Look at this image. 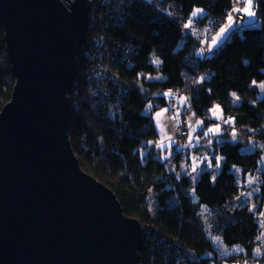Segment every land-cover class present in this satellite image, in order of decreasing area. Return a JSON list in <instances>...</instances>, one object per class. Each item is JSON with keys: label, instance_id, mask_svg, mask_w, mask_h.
<instances>
[{"label": "trees", "instance_id": "1", "mask_svg": "<svg viewBox=\"0 0 264 264\" xmlns=\"http://www.w3.org/2000/svg\"><path fill=\"white\" fill-rule=\"evenodd\" d=\"M172 2L179 6L184 18H190L195 9H203V15L195 19L206 24L215 17L224 18L235 0ZM254 3L259 25L234 30L205 59L177 23L139 0L127 8L121 25L90 29L89 34L95 32L106 40L132 43L137 48L133 64L121 67L116 76L117 87L112 89L123 88L126 92L119 112L110 113L96 98L89 97L96 84L95 76L85 75L84 49L78 57L69 124L72 148L82 168L114 192L127 216L152 227L165 239H174L188 264H264V253L255 255L259 233L255 212L243 203L232 170L236 166L242 175L257 171L263 149L258 145L247 149L251 140L247 138H241L244 144H218V137L232 134H215L210 147L200 143L195 149L205 151L213 161L221 157L218 170L216 174L202 170L196 182L191 174L170 171L161 153L149 151L150 140L158 136L154 114L169 107L167 92L187 95L205 127L214 123L211 109L218 105L225 119L251 130L256 140L264 141V92L261 94L257 84L264 83V0ZM5 46L0 22V99L7 103L15 79ZM206 68L211 69L212 75L198 81L197 75ZM156 73L157 78H145ZM138 82L150 93H141L136 88ZM148 105L151 110L146 112ZM179 155L176 152L174 158L178 160ZM151 196L156 204L154 213L149 205ZM261 197L264 200V171ZM203 206L211 212V232L228 248L240 247L242 251L226 254L215 246L200 216ZM187 252L195 254L194 263L189 261ZM140 257H145V247Z\"/></svg>", "mask_w": 264, "mask_h": 264}, {"label": "water", "instance_id": "2", "mask_svg": "<svg viewBox=\"0 0 264 264\" xmlns=\"http://www.w3.org/2000/svg\"><path fill=\"white\" fill-rule=\"evenodd\" d=\"M90 9L88 0H0L15 79L0 111V264H140L141 223L83 170L70 140L69 95Z\"/></svg>", "mask_w": 264, "mask_h": 264}, {"label": "built area", "instance_id": "3", "mask_svg": "<svg viewBox=\"0 0 264 264\" xmlns=\"http://www.w3.org/2000/svg\"><path fill=\"white\" fill-rule=\"evenodd\" d=\"M91 3L89 13V31L94 28H111L123 23L127 8L135 0H88ZM142 1L167 19L177 23L183 34L192 39L199 47L202 57L205 59L211 52V44L214 41V34L227 22V16L231 14L234 20L239 24H244L247 20L246 14L236 12L233 9H244V0H235V3L224 18L215 17L211 22L200 24L198 20L184 18L180 14L179 6L172 0H139ZM193 21L194 28L189 25ZM185 25H188L185 27ZM192 27V28H191ZM200 27L206 31L202 39L196 38L195 34ZM193 29V30H192ZM88 31V33H89ZM85 36V43L82 48L87 57L86 77L95 76L96 84L89 97L96 98L100 105L110 113L119 112L122 99L126 92L115 89L116 76L123 65L131 66L137 53V48L128 42H114L106 40L100 35L93 33ZM81 50V51H82ZM212 75L209 68L204 69L197 75V80L201 81ZM117 87V86H115ZM120 89V88H118ZM221 132L231 133L234 137L254 139L261 143L264 148V141L254 137L251 130L237 125L235 122H222ZM190 131L186 125H182L174 136V146L180 149L186 146ZM143 226V225H142ZM144 227V226H143ZM143 228V245L145 247V257H140L141 264H188L184 252L176 244L174 239H165L157 234V231L150 226ZM147 229V230H146Z\"/></svg>", "mask_w": 264, "mask_h": 264}, {"label": "rangeland", "instance_id": "4", "mask_svg": "<svg viewBox=\"0 0 264 264\" xmlns=\"http://www.w3.org/2000/svg\"><path fill=\"white\" fill-rule=\"evenodd\" d=\"M146 1L149 2L151 0H146ZM244 7H247L249 11L254 12V3L252 5L244 4ZM190 18H191L190 20L195 19V17H193V16H191ZM233 22L237 23L235 20H233ZM193 24H194L193 21H191L189 23V25L194 28ZM245 25H246V27L258 26L259 23L256 21V16H254L251 19V21L246 22ZM203 28L204 27H200L198 32H196V34H195L196 38L202 39L204 37V35L206 34V31ZM94 29H96V28H94ZM219 29H221V27ZM92 30H93V28H92ZM93 33H95V32H93ZM93 33H90V35ZM212 44H214V43H212ZM156 66H157V63H156ZM158 76L159 75L157 73L154 75L147 74V75H145V78L146 79H154V78H157ZM257 84L259 86L261 83H257ZM260 90H261V88H260ZM263 92H264V90H261V94H263ZM176 94H179V93L172 92L171 95L168 96V98L170 99V96L172 97V95L175 96ZM71 98L72 97L70 94L69 95L70 101H71ZM77 98L78 97L76 96V99H75L76 101H77ZM5 104L6 103H4L0 99V111L4 107ZM150 110H151L150 105H148L146 108V112H149ZM212 110H213V108H212ZM167 111L169 112V114H172L174 116V119L172 120V127H173V130L176 132L179 129V127L186 124L188 119L193 121V118L191 119V117H194V115H193L194 111L192 110V108H191V106H190V104L186 98H182V100H179V101H173V100L170 101ZM185 115H186V118H185ZM187 115H188V117H187ZM183 122L185 124H182ZM222 122H232V121L227 120V119L214 121L216 130L210 131L208 127H205L203 120H201L200 127H198L196 130H192V133L190 132L191 138H189V140L186 142L187 143L186 145L189 146V144H192V143H196V144L206 143L207 146L210 147V143L213 141L214 135L221 132L220 129H221ZM176 132H175V134H176ZM205 132H207V135H204ZM154 139L150 140L151 143H150L149 151L154 150L157 153H161V151L156 148L157 146H156V144H154L156 142V140H154ZM257 145L259 146V145H261V143L256 142L254 139H251L250 143L248 144V146L246 148L247 149H253L254 146L258 147ZM188 146L187 147L183 146L182 148H180L178 150L183 149V151H187ZM259 147L261 148V150L263 149V151H264L263 147H261V146H259ZM173 148H174L173 151L174 150L178 151L175 148V146H173ZM191 149H192L191 152L193 151V153H190L192 156H191V158H189V160H187V158L185 159V157L182 158L181 160H176L174 157L167 159L168 169L170 171H173L177 175L191 174L192 179H193V177H195V181H193V182H196V180L199 177L201 170L204 169V167H205V165L201 164V161H203V158H205L206 159L205 161H208L209 162L208 165H211V166H209V168L204 169V170H210L212 174H216V172L218 170L216 158L214 160V161H216V164H214L215 162L211 159V156L209 154L207 155L205 153V151H201V152L196 151V149L194 147ZM194 150H195V152H194ZM162 155L163 154L161 153V156ZM76 156L78 157L77 154H76ZM232 170L236 174L237 183L239 186V193L241 195L243 203L255 212L256 219H257L258 224H259V233H258V236L256 239L258 245H257L256 249L258 248L260 251H259V254H256V252H255V255L259 256V255H262L264 253V227L261 226L262 224H264V200L261 197V184L263 182V171H264V157L261 159V161L259 163L258 170L253 172V173H247L246 175H242L240 168H238L236 166H234L232 168ZM149 205H150V209H151L152 213H154V211L156 209V204L153 201L152 196L149 198ZM200 216L204 222V227H205L207 236L209 238H211V240L213 241L215 246L220 251H222L226 254H235V253L239 252V251H234V249H236L237 247L228 248L227 246H225L223 244L221 238L218 237L217 235H214V233L211 232V227H212L211 212L208 208L203 206L200 210ZM142 228H146V227L142 226ZM216 238H219V239L217 240ZM142 245H143V241H142ZM239 249H240V247H239ZM231 264H241V263H231ZM246 264H249V263H246ZM253 264H258V263H253Z\"/></svg>", "mask_w": 264, "mask_h": 264}, {"label": "crops", "instance_id": "5", "mask_svg": "<svg viewBox=\"0 0 264 264\" xmlns=\"http://www.w3.org/2000/svg\"><path fill=\"white\" fill-rule=\"evenodd\" d=\"M254 5H255V3H254ZM201 15H203V13L202 14L201 13H197L195 18H197L198 16H201ZM248 21H250V20H249V17L247 16L246 22H248ZM244 26L246 27L245 24L234 23L233 21H229L227 19V22L221 27L225 31L221 32V29H219L214 34V41H213L214 44L211 45V49L219 47L229 37V35L234 30L243 28ZM233 28H234V30H231ZM171 93L172 92H167V94L165 96L168 97L169 95H171ZM182 98H186L188 100L190 106H191L190 99L185 94L179 93V94H176L175 96L172 95V97L170 96L169 100L170 101H172V100L173 101H179V100H182ZM167 110H168V108H162V109L156 111L155 114H154L155 126H156L157 133H158L157 138L154 139V140H156V142L154 144H156V146H157L156 148L159 149L161 151V153L163 154L161 156V158L163 160H167V159H169L171 157H174V154L176 152L178 154L181 153V155H179V157H178V160H181L184 157H185V159L187 158V160H189V158H191V156H192L190 153H193V151L191 152V150H192L191 148L197 147L198 144L192 143V144H189V146L186 145V147L188 146V150L187 151H183V149L182 150H178L177 149L178 151H176V150L173 151V149H174L173 148V146H174V135H175V132H176V131L173 130V127H172V120L174 119V116L172 114H169V112ZM193 115H194V117H191V119L193 118V121L188 119L186 124L184 122L182 123V124H185L189 128V131L191 133H192V130H196L198 127H200L201 120H202L197 115H195V113H193ZM187 117H188V115H187ZM185 118H186V115H185ZM211 119L213 120V122L217 121V120L219 121V120L225 119V117H224V115L222 113V110H221V108L218 105H215L213 107V110L211 109ZM208 128L211 129L212 131H215L216 130L215 129V123H213ZM190 134H189L188 140H189V138H191ZM150 143H151V141L149 142V147H150ZM194 152H195V150H194ZM205 160L206 159L203 158V161H201V164L205 165L204 169H207V168H209V165H208L209 162L205 161ZM204 169H202V170H204Z\"/></svg>", "mask_w": 264, "mask_h": 264}, {"label": "snow or ice", "instance_id": "6", "mask_svg": "<svg viewBox=\"0 0 264 264\" xmlns=\"http://www.w3.org/2000/svg\"><path fill=\"white\" fill-rule=\"evenodd\" d=\"M237 2H239V0H237ZM244 3L246 4V5H252L253 3H254V0H244ZM234 11H236V12H241V11H243L248 17H249V20L251 21V19L255 16V13L254 12H252V11H249L248 10V8L247 7H245L244 9H233ZM197 13H203V9H196L193 13H192V16L193 17H195L196 15H197ZM227 19L229 20V21H233L234 20V18L231 16V14H229L228 16H227ZM191 21H189V23H190ZM188 25H185V27H187ZM231 30H234V28L233 29H231ZM225 30L223 29V28H221V32H224ZM226 38V37H225ZM201 80H203V77H201ZM253 84H256V81H253L252 82ZM259 87L261 88V90H264V83H261L260 85H259ZM232 96L233 97H236V93H232ZM236 99H239V97H236ZM210 131H211V129H209ZM204 135H207V132H205L204 133ZM220 159H221V157H216V160H217V166H219V162H220ZM209 166H211V165H209ZM213 179H215V176H213ZM193 181H195V177H193ZM250 195V194H249ZM262 227H264V224H262L261 225ZM217 240L219 239V238H216ZM234 251H242V249H239V247H237L236 249H234ZM259 249L257 248L256 250H255V252H256V254H259Z\"/></svg>", "mask_w": 264, "mask_h": 264}]
</instances>
